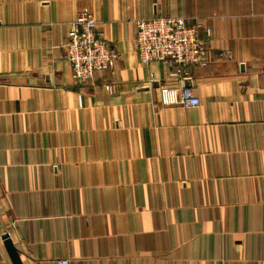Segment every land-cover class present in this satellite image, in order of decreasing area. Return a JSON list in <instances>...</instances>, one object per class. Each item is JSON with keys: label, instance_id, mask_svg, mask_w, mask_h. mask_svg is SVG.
Wrapping results in <instances>:
<instances>
[{"label": "crops", "instance_id": "crops-1", "mask_svg": "<svg viewBox=\"0 0 264 264\" xmlns=\"http://www.w3.org/2000/svg\"><path fill=\"white\" fill-rule=\"evenodd\" d=\"M84 8L119 55L78 84L65 53ZM169 15L211 41L186 79L135 49L137 20ZM162 85L201 104H164ZM5 233L23 264H264V0H0V264H13Z\"/></svg>", "mask_w": 264, "mask_h": 264}, {"label": "built area", "instance_id": "built-area-1", "mask_svg": "<svg viewBox=\"0 0 264 264\" xmlns=\"http://www.w3.org/2000/svg\"><path fill=\"white\" fill-rule=\"evenodd\" d=\"M98 21L87 8L79 11L72 22L66 44L65 57L70 62L74 81L85 84L97 72L110 70L118 58L117 50L99 32ZM200 23H191L180 15L153 16L136 22L135 49L139 61L149 65L166 61L172 67V76L189 75L191 65L205 67L210 61V40L199 35ZM210 36V30H206ZM157 79L152 76L151 82ZM161 102L182 105L184 108L201 104L191 87L162 85ZM56 264H71L69 257H61Z\"/></svg>", "mask_w": 264, "mask_h": 264}, {"label": "water", "instance_id": "water-1", "mask_svg": "<svg viewBox=\"0 0 264 264\" xmlns=\"http://www.w3.org/2000/svg\"><path fill=\"white\" fill-rule=\"evenodd\" d=\"M4 245L12 259L13 264H23L20 253L15 245V241L11 238L9 233L3 235Z\"/></svg>", "mask_w": 264, "mask_h": 264}]
</instances>
